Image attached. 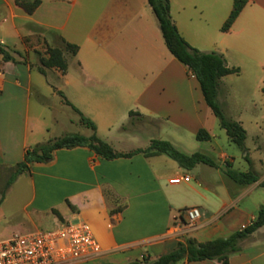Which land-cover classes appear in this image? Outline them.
I'll use <instances>...</instances> for the list:
<instances>
[{
    "label": "crops",
    "instance_id": "1",
    "mask_svg": "<svg viewBox=\"0 0 264 264\" xmlns=\"http://www.w3.org/2000/svg\"><path fill=\"white\" fill-rule=\"evenodd\" d=\"M38 1L27 14L16 0H0V45L13 59L0 56L2 172L21 163L30 147L55 139L48 101L58 93L116 153L145 151L152 140H162L187 155L203 152L216 167L185 170L156 153L104 160L87 147L57 150L49 161L30 165L0 195V241L81 221L100 250L74 264H129L153 261L188 239L226 238L248 225L264 206V176L240 187L224 174L236 158L216 143L215 131L222 129L196 79L168 52L147 0ZM245 1L229 30L221 32L233 0H169L171 21L189 47L220 55L228 68L238 69L220 79L221 109L233 108L235 93L254 99L239 109H264V0ZM62 41L75 45L76 55H65L64 74L50 69L42 75L39 59ZM61 104L85 130L82 136H91L72 108ZM129 112L141 117L129 118ZM246 115L232 121L246 133L243 156L258 161L253 145L264 142V116ZM198 130L210 141H196ZM182 175L189 179L177 181ZM253 194L261 199L242 206ZM192 207L200 218L189 226L178 214ZM228 264H264V226L241 242Z\"/></svg>",
    "mask_w": 264,
    "mask_h": 264
},
{
    "label": "trees",
    "instance_id": "2",
    "mask_svg": "<svg viewBox=\"0 0 264 264\" xmlns=\"http://www.w3.org/2000/svg\"><path fill=\"white\" fill-rule=\"evenodd\" d=\"M153 15L157 20L159 31L165 43L168 52L180 64L185 66L188 72L196 79L199 84L201 94L206 106L210 109L213 116L218 121L219 127L225 132L228 140L234 144L240 151L245 152L244 142L246 139L245 130L235 121L227 119L217 102V93L220 79L227 75L237 74L238 69L228 68L220 55L215 53H203L191 47L181 38L175 26L173 25L169 14V0H147ZM245 0H233L232 10L221 27V32H227L234 20L244 7ZM16 5L22 8L27 14H31L39 5L38 0H30L25 3L24 0H16ZM77 47L62 41L61 48L47 47L45 57L39 59L37 71L42 75L50 69H57L62 74L67 70V61L65 55L75 56ZM0 56L2 61H12L9 54L2 49L0 45ZM264 95V89L262 90ZM64 104L70 106L74 113L79 116L80 124L89 128L93 133L89 137L80 134H67L60 138L49 140L42 144H37L25 151L23 161L14 167L13 173L6 182L5 189L14 181V179L35 163H44L51 159L52 154L60 149H72L75 147H87L95 155L104 160H113L116 158H129L137 153L145 154H164L175 161L180 168L190 170L198 164L216 167L215 161L203 152H195L187 155L178 151L167 141L152 140L145 151H135L133 153H116L112 148L100 140L95 134V126L87 118L83 117L75 108H73L61 93ZM141 117L139 114L129 112V118ZM211 136L204 130H198L195 134V140L198 142L210 141ZM249 169L245 172L235 171L227 165L224 174L236 185L248 187L256 183L259 174L252 168V162L248 156L244 157ZM0 173H2L0 169ZM264 188V181L260 183ZM4 192V191H3ZM3 192L0 194L1 199ZM264 226V206H261L255 215V218L242 229L233 232L226 238H217L204 243H197L188 239L179 242L176 247L167 254L157 257L153 261L143 258L141 261H135L129 264H181L183 261L202 262L217 261L220 264H228V256L241 250V242L251 236L259 228Z\"/></svg>",
    "mask_w": 264,
    "mask_h": 264
},
{
    "label": "built area",
    "instance_id": "3",
    "mask_svg": "<svg viewBox=\"0 0 264 264\" xmlns=\"http://www.w3.org/2000/svg\"><path fill=\"white\" fill-rule=\"evenodd\" d=\"M188 179L186 175L177 177L179 182ZM199 218L200 211L196 207L178 214V219L189 226ZM99 250L87 224L65 222L51 230L15 233L0 241V264H74L92 258Z\"/></svg>",
    "mask_w": 264,
    "mask_h": 264
},
{
    "label": "rangeland",
    "instance_id": "4",
    "mask_svg": "<svg viewBox=\"0 0 264 264\" xmlns=\"http://www.w3.org/2000/svg\"><path fill=\"white\" fill-rule=\"evenodd\" d=\"M233 97V98H232ZM231 97V104L233 108L230 109H222L224 116L232 120L236 118L240 113H245L248 116L249 111H255L256 115L264 116V109H260L258 105H256V109H239L243 104L249 102V100H254L253 98H249L248 96H243L241 93H235L234 96ZM62 98L58 95L55 98L49 99V105L53 107V116L55 121L52 124L51 131L53 138H60L67 134H85V130L82 129L77 123L74 121L76 117L70 112L68 108L62 106L61 104ZM229 101V100H228ZM238 107L235 109V107ZM68 118L72 120L69 122ZM217 137L215 138L216 143L222 148V150L236 158L231 169L237 171H245L248 170V164L244 160V153H242L234 144H232L224 132L220 129L216 131ZM248 144L250 141L247 142ZM253 148L258 152L259 160L252 162V167H256L257 173L259 174V178L264 176V142L258 141L256 145H253ZM252 154H255L252 153ZM249 156V153L246 154ZM228 162V160H226ZM14 169L6 170L0 173V194L4 191L6 182L9 179L10 175L13 173ZM261 199L260 196L253 194L250 198L246 199L242 202V206L251 207V205ZM49 230V229H44Z\"/></svg>",
    "mask_w": 264,
    "mask_h": 264
}]
</instances>
